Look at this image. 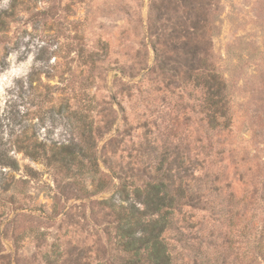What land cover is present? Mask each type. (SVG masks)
Returning <instances> with one entry per match:
<instances>
[{"label": "rangeland", "instance_id": "rangeland-1", "mask_svg": "<svg viewBox=\"0 0 264 264\" xmlns=\"http://www.w3.org/2000/svg\"><path fill=\"white\" fill-rule=\"evenodd\" d=\"M192 9L226 131L202 121L189 65L156 61ZM130 163L140 186L219 174L233 222L192 214L231 236V262L264 264V0H0V264H118L113 172Z\"/></svg>", "mask_w": 264, "mask_h": 264}, {"label": "trees", "instance_id": "trees-1", "mask_svg": "<svg viewBox=\"0 0 264 264\" xmlns=\"http://www.w3.org/2000/svg\"><path fill=\"white\" fill-rule=\"evenodd\" d=\"M188 16V20L195 21L194 32L185 30L184 33L178 26L174 27L168 40L171 50L167 48L168 43L162 44L164 50L155 47L156 61L159 63L163 53L168 50L178 60L187 63L196 78V102L202 121L213 132L226 131L230 127L228 87L214 69L206 68L207 72L200 75L211 54L212 41L208 30L200 24L201 17L197 10L192 9ZM205 40L206 48L203 47ZM213 136H209L210 142ZM217 148L219 152L215 155L220 157L223 151ZM137 171V165L130 163L125 167L117 165L113 172V199L118 197L120 201H114L111 205L116 220L118 264L238 263V258L230 261L234 244L231 236L221 242L223 236H214V232L207 231L192 214L193 211L204 212L210 218L233 222L234 195L231 193L228 201L223 199L219 174L211 171L201 177L193 176L194 185L191 186L183 183L176 185L169 175L151 178L150 182L140 186L135 181ZM161 171L160 166L155 169L157 174ZM169 232L176 234L175 243L180 244L183 253H179L175 243L170 242ZM259 248L264 255L262 240Z\"/></svg>", "mask_w": 264, "mask_h": 264}]
</instances>
